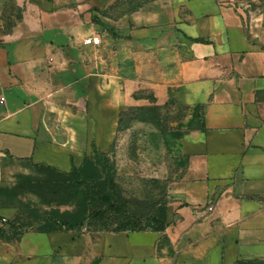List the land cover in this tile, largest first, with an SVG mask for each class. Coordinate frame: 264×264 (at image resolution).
I'll use <instances>...</instances> for the list:
<instances>
[{"label": "crops", "instance_id": "1", "mask_svg": "<svg viewBox=\"0 0 264 264\" xmlns=\"http://www.w3.org/2000/svg\"><path fill=\"white\" fill-rule=\"evenodd\" d=\"M16 1L24 22L0 43V178L6 155L79 168L93 156L87 136L105 154L128 99L120 79H141L160 99L182 94L187 125L200 107L203 128H186L178 144L157 205L162 231L32 229L0 246V264L264 261V0H147L106 19L112 34L81 17L123 0ZM98 31L127 50L132 76L103 70L96 47L83 50Z\"/></svg>", "mask_w": 264, "mask_h": 264}, {"label": "rangeland", "instance_id": "2", "mask_svg": "<svg viewBox=\"0 0 264 264\" xmlns=\"http://www.w3.org/2000/svg\"><path fill=\"white\" fill-rule=\"evenodd\" d=\"M146 1L123 0L109 10L110 14L99 15L90 11L81 19L84 24L97 26L105 34L106 19L116 18ZM23 22L22 7L16 0H0V43ZM101 31L96 35L101 37L102 44L93 50L100 51L95 56L103 61V70L110 69L113 64L119 76H132L134 65L127 50L106 44ZM117 36L126 40L127 33L122 31ZM112 53L115 54L112 56ZM117 82L119 92L128 94V99L120 112L117 137L104 160L122 199V208L114 211L101 203L83 208L74 201L58 205L48 192L52 187H58L65 199H71L73 192L65 178H50L47 171L35 168L34 162L6 155L0 178V246L16 234L44 229L46 219L57 213L66 217L68 226L81 224L113 232L150 228V219L159 212L157 205L162 202L163 191L176 168L175 153L185 138L186 128H189V108L182 94H169L160 99L141 79H120ZM79 130L83 136L85 133L89 135L92 129L81 127ZM87 148L91 154L99 152L88 136ZM163 151L166 153L164 159L160 158ZM160 167L170 169L167 180L159 177ZM243 264H264V261Z\"/></svg>", "mask_w": 264, "mask_h": 264}, {"label": "trees", "instance_id": "3", "mask_svg": "<svg viewBox=\"0 0 264 264\" xmlns=\"http://www.w3.org/2000/svg\"><path fill=\"white\" fill-rule=\"evenodd\" d=\"M104 29L108 34H112V31L109 27L104 26ZM194 125H198L200 128H203V118L200 107L196 108L193 119L189 123V127L193 128ZM104 159V153L94 152L93 156L83 160L82 165L79 168L72 167L70 172H63L45 164L35 163L33 165L37 169L47 171L50 178L53 176H59L65 178V180L69 183L73 192V195L69 200L65 199L61 195L58 187H52L49 189L48 193L58 205H65L71 201H74L84 208L90 204L101 203L116 211L117 209L122 208V199L113 179L108 174L107 163ZM20 160L32 162L30 159ZM159 209V212L150 219V228L154 227L156 230L162 231L165 227V223L163 220V209L162 207H159ZM68 223L69 221L65 216L58 215L57 213L54 217L46 219V227H44V229L37 230L51 232L60 228L73 229L81 226V224L76 226H68ZM125 231L126 230L114 232L117 233ZM24 233L25 232L16 234L13 237H18ZM243 263L244 262H240L238 264Z\"/></svg>", "mask_w": 264, "mask_h": 264}, {"label": "built area", "instance_id": "4", "mask_svg": "<svg viewBox=\"0 0 264 264\" xmlns=\"http://www.w3.org/2000/svg\"><path fill=\"white\" fill-rule=\"evenodd\" d=\"M82 44L86 47H99L102 44V40L97 35H91L84 38Z\"/></svg>", "mask_w": 264, "mask_h": 264}]
</instances>
